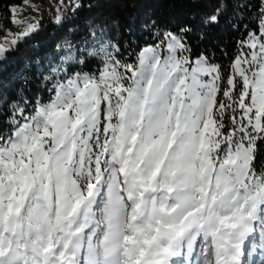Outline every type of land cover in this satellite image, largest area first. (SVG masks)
I'll use <instances>...</instances> for the list:
<instances>
[{
  "label": "snow or ice",
  "instance_id": "6c2138e0",
  "mask_svg": "<svg viewBox=\"0 0 264 264\" xmlns=\"http://www.w3.org/2000/svg\"><path fill=\"white\" fill-rule=\"evenodd\" d=\"M259 20L223 88L183 35L133 63L104 34L68 44L0 134V264H264Z\"/></svg>",
  "mask_w": 264,
  "mask_h": 264
},
{
  "label": "trees",
  "instance_id": "16d2710c",
  "mask_svg": "<svg viewBox=\"0 0 264 264\" xmlns=\"http://www.w3.org/2000/svg\"><path fill=\"white\" fill-rule=\"evenodd\" d=\"M24 1L0 0V37L12 26V9ZM30 1L42 4L46 0ZM73 1L76 4L60 20L42 18L32 24L36 25L34 32L23 33L0 53V134L9 132L15 107L47 99L49 83L44 77L67 45L75 48L90 43L93 34H104L129 63L135 62L144 47L157 43L158 35H183L194 57L204 56L220 66L224 78L221 87H227L230 65L247 50L241 49V42L259 31V17L264 10V0ZM213 16L216 20L210 22ZM96 67L93 61L85 70ZM255 163L264 168V141H257Z\"/></svg>",
  "mask_w": 264,
  "mask_h": 264
},
{
  "label": "rangeland",
  "instance_id": "374dc122",
  "mask_svg": "<svg viewBox=\"0 0 264 264\" xmlns=\"http://www.w3.org/2000/svg\"><path fill=\"white\" fill-rule=\"evenodd\" d=\"M75 4L73 0H46L42 4L30 0L24 1L21 5L12 9V26L6 34L0 37V47L5 49L11 46L14 40L25 32V25L34 24L42 18L60 20L66 11ZM13 21L22 23H13ZM260 260L261 256L257 251L252 257V262L257 264Z\"/></svg>",
  "mask_w": 264,
  "mask_h": 264
}]
</instances>
